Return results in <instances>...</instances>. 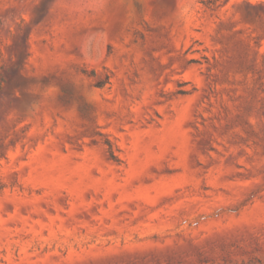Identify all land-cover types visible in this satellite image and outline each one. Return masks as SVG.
I'll return each instance as SVG.
<instances>
[{
	"label": "rangeland",
	"instance_id": "1",
	"mask_svg": "<svg viewBox=\"0 0 264 264\" xmlns=\"http://www.w3.org/2000/svg\"><path fill=\"white\" fill-rule=\"evenodd\" d=\"M0 264H264V0H0Z\"/></svg>",
	"mask_w": 264,
	"mask_h": 264
}]
</instances>
